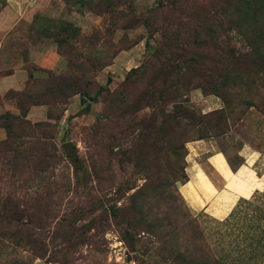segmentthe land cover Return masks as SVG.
I'll list each match as a JSON object with an SVG mask.
<instances>
[{
  "label": "rangeland",
  "instance_id": "374dc122",
  "mask_svg": "<svg viewBox=\"0 0 264 264\" xmlns=\"http://www.w3.org/2000/svg\"><path fill=\"white\" fill-rule=\"evenodd\" d=\"M29 2L31 21L0 34V77L29 76L2 97L0 117L18 110L19 94L50 93L29 110L43 116L28 112L14 129L18 154L0 145V264H264L262 205L241 199L217 218L192 212L182 193L196 142H213L233 170L244 145L264 154V0ZM37 47L58 64L37 65ZM217 47L248 56L217 64ZM171 52V67L156 62ZM193 52L206 59L187 75L190 103L171 126L163 86ZM0 130L1 144L10 134Z\"/></svg>",
  "mask_w": 264,
  "mask_h": 264
},
{
  "label": "crops",
  "instance_id": "0c3cea01",
  "mask_svg": "<svg viewBox=\"0 0 264 264\" xmlns=\"http://www.w3.org/2000/svg\"><path fill=\"white\" fill-rule=\"evenodd\" d=\"M31 5L29 0H5V6L0 10V34L9 33L23 20L30 22L33 15ZM32 53L40 67L52 68L58 64L53 53L42 54L38 47ZM12 70L10 75L0 77L1 97L12 90H22L28 81L27 71L20 68ZM3 113L5 108L0 106V115ZM13 113L19 114L20 111L16 109ZM38 116H43V112L35 107L29 112L28 119ZM3 139L5 133L0 130V141ZM192 148L196 153L195 164L189 166V180L182 189L192 212H208L224 218L241 199H253L264 207V202L258 199L264 195V154L261 151L252 145H244L239 153L243 163L233 170L213 142L199 141Z\"/></svg>",
  "mask_w": 264,
  "mask_h": 264
},
{
  "label": "trees",
  "instance_id": "16d2710c",
  "mask_svg": "<svg viewBox=\"0 0 264 264\" xmlns=\"http://www.w3.org/2000/svg\"><path fill=\"white\" fill-rule=\"evenodd\" d=\"M194 15H199V13L194 12ZM216 51H218V55L216 57L217 64L221 63V64H226L228 66H235L236 62L240 61L241 58L244 56V55H239L238 58L234 59L231 55H229L230 51H227L225 48L217 47ZM247 56L248 55H245L244 57L246 58ZM202 59H206V57L198 54L197 52H193L188 57L183 56L182 61H180V62H183L182 66L176 67V69H177L176 77L174 78V77L168 75L167 82L163 86L162 97L165 99V101L168 104H174V112L167 115L168 121H171L170 122L171 126H172V124L180 126V124H179L180 122L177 120L180 117L175 116L173 114L175 113V110L178 108V106H180V105L183 106V104H189L190 103V101L188 99V95L192 91L190 87H191V83H193L192 82L193 80L192 81L189 80L187 75L190 73H197L200 70V61ZM162 60H167L168 66L171 67V63L177 61V58L174 57L173 52L166 53V54L159 53V56H158L156 62L160 66H162L161 65ZM150 64H152V63L149 62L147 65H145V67L140 69L141 77H139V80L145 81L147 76L149 78L150 73L148 70H149ZM244 65L247 68L252 67V66H257L255 64V62L253 60H251L249 57L247 59V62ZM155 73L156 72L153 71L151 74H155ZM169 74H170V71H169ZM31 80H34V79L31 78ZM136 82H138V81L136 80ZM216 83H217V81H213L209 85H215ZM43 92H44L43 94L37 95L38 98L31 91L30 92L29 91L24 92V93H22L21 96L19 94L18 98H16V101H17L18 110L20 111V115H14L11 113H6L0 117V122L3 125V128L8 129L9 134H10L9 140L0 144L4 148L5 151L18 154V152L15 149V142L13 141V138L16 137V135L15 136L13 135V131H14V129L16 131V126L22 128V126L24 124H27V122H29L27 120V115H28V112L32 106H38V105H42L44 103L43 97L47 94V92L50 93V90L48 89V87H46V85L44 86ZM74 93H76V92H72V94H74ZM183 98H185V99L183 100ZM224 101L228 105V103L230 102V99H227L226 97H224ZM2 103H3V99L0 95V105ZM182 112L184 114L183 118H185L187 121L191 122L194 119V116L188 112V109H185L183 107ZM36 128H42V125L38 124V125H36ZM31 129L32 128L30 127L29 130H31ZM201 139H203V138H201ZM185 263L191 264V261L187 260V261H185ZM196 264H211V263H210V261L204 262L202 259L197 258Z\"/></svg>",
  "mask_w": 264,
  "mask_h": 264
},
{
  "label": "water",
  "instance_id": "95a60500",
  "mask_svg": "<svg viewBox=\"0 0 264 264\" xmlns=\"http://www.w3.org/2000/svg\"><path fill=\"white\" fill-rule=\"evenodd\" d=\"M63 148H64L66 151H68V153H69L70 155L74 154V152H75L74 146H73V144H72L71 142H67V143H65V144L63 145Z\"/></svg>",
  "mask_w": 264,
  "mask_h": 264
}]
</instances>
